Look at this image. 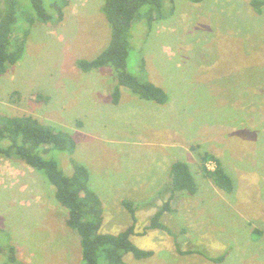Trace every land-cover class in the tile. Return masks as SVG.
<instances>
[{"label":"rangeland","instance_id":"obj_1","mask_svg":"<svg viewBox=\"0 0 264 264\" xmlns=\"http://www.w3.org/2000/svg\"><path fill=\"white\" fill-rule=\"evenodd\" d=\"M17 1L12 35L26 41L21 59L0 76V114L29 115L73 136L74 153L52 159L69 176L71 160L88 170V186L103 203V233L133 225L122 200L135 204L132 241L153 255L128 254L126 263L264 264V6L258 14L252 0H173L171 15L149 30L136 23L128 70L141 77L143 60L147 79L169 101H146L122 87L115 105L112 70L77 66L110 40L104 0H69L62 20L48 23L34 18L30 0ZM206 153L222 161L232 193L204 177ZM175 161L189 165L195 195H172ZM168 200L162 222L177 238L147 229ZM67 219L43 172L0 157L3 249L15 247L21 264H81ZM6 258L0 254V264Z\"/></svg>","mask_w":264,"mask_h":264},{"label":"trees","instance_id":"obj_2","mask_svg":"<svg viewBox=\"0 0 264 264\" xmlns=\"http://www.w3.org/2000/svg\"><path fill=\"white\" fill-rule=\"evenodd\" d=\"M1 1L0 76L6 74L21 59L26 41L25 38L14 39L12 35L13 27L18 21V1ZM30 1L34 18L44 23L62 20L64 8L69 3V0H48L47 3L45 0ZM172 6L173 0H104L101 10L110 26V40L97 57L92 60H79L77 66L83 72L104 67L112 70L113 104H119L122 87L146 101H154L160 105L169 101L166 91L147 79L144 61L141 62L140 77L128 70V60L134 50L132 39L135 24L138 27L144 26L147 31L155 22L170 16L173 12ZM251 6L261 14L264 0H252ZM75 149L76 141L64 130L48 127L29 115L0 114V157L22 161L34 170L43 172L55 187L57 202L68 212L67 226L78 234L82 249L81 264H127L124 258L128 254L139 260L151 257L153 251L141 249L132 241L139 219L135 204L131 200L124 199L122 204L130 213L134 224L117 234L101 231L104 222L103 203L88 186V170L71 160L74 173L69 176L62 170L59 162L52 159L54 152L72 155ZM201 159L204 177L211 180L218 189L232 193L234 184L222 161L210 153H206ZM208 162H213L215 167L208 168ZM169 176L173 196L178 192L192 196L196 194L197 183L186 162L175 161L171 165ZM171 210V201L168 200L152 217L147 229H159L177 238L162 222L163 215ZM3 248L0 245V254L7 257L4 264H21L16 258L15 247L11 245L7 251ZM222 259L223 257H219L216 261L221 262Z\"/></svg>","mask_w":264,"mask_h":264}]
</instances>
